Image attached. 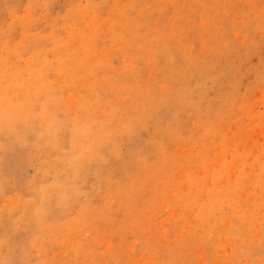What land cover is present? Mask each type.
I'll list each match as a JSON object with an SVG mask.
<instances>
[{"label": "rangeland", "instance_id": "1", "mask_svg": "<svg viewBox=\"0 0 264 264\" xmlns=\"http://www.w3.org/2000/svg\"><path fill=\"white\" fill-rule=\"evenodd\" d=\"M0 264H264V0H0Z\"/></svg>", "mask_w": 264, "mask_h": 264}]
</instances>
